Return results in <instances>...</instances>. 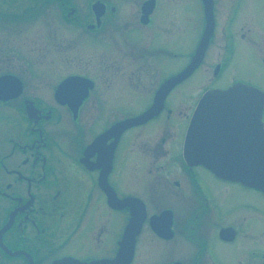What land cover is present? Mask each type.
Here are the masks:
<instances>
[{"label": "flooded vegetation", "instance_id": "flooded-vegetation-1", "mask_svg": "<svg viewBox=\"0 0 264 264\" xmlns=\"http://www.w3.org/2000/svg\"><path fill=\"white\" fill-rule=\"evenodd\" d=\"M185 2L0 0V264H264V192L184 155L206 91L241 82L264 93L225 76L236 43L264 40V27L234 29L246 25V0H196L198 39L187 52H172L168 33L170 26L184 32L177 16ZM206 12L213 33L201 62L186 72ZM217 33L223 53L208 68ZM130 94L145 97L144 107L106 116V97L135 102ZM162 117L177 124L120 153L127 137L138 140ZM126 168L132 190L120 187ZM229 187L237 196L226 209L216 191Z\"/></svg>", "mask_w": 264, "mask_h": 264}, {"label": "water", "instance_id": "water-1", "mask_svg": "<svg viewBox=\"0 0 264 264\" xmlns=\"http://www.w3.org/2000/svg\"><path fill=\"white\" fill-rule=\"evenodd\" d=\"M206 17L210 19L208 12ZM211 33L212 24L208 20L186 72L194 69L201 61ZM173 83L171 81L169 85ZM263 98L259 90L240 83L228 90L206 93L194 112L186 135L187 162L204 164L223 178L264 191V130L261 126ZM157 111L158 107H151L136 120L137 123Z\"/></svg>", "mask_w": 264, "mask_h": 264}, {"label": "rangeland", "instance_id": "rangeland-1", "mask_svg": "<svg viewBox=\"0 0 264 264\" xmlns=\"http://www.w3.org/2000/svg\"><path fill=\"white\" fill-rule=\"evenodd\" d=\"M185 11L178 13V23L179 27H182L185 25L184 32L181 33V28L176 32L172 29L170 26V32L168 33L170 43L169 47L172 50V52L176 51L179 52V50H184L185 52L188 51V49L191 47L194 40L196 41L198 39V30H200L199 26V18H200V12H193L194 9L197 6L196 0H185ZM228 4V2H227ZM227 5L224 8V12L226 10ZM244 18L245 20L242 21L243 24L246 25H240L236 26L234 29H236L240 33H245L246 30H251V32H254V28H252L253 25L256 26V28L261 29L264 27V0H246L245 6H244ZM221 13V12H220ZM185 17H187L185 19ZM189 18L196 19V22L193 20L189 22ZM240 21V20H239ZM186 23V24H185ZM239 22H237L238 24ZM197 25V28H196ZM195 26V28H193ZM198 29V30H197ZM41 30L43 32V37H46V33L49 30L48 25H41ZM249 34V37H253V34ZM219 34L217 33L216 39L213 40L209 52H208V63L205 65L208 66V68L211 66V64H214L215 61L219 59L222 52V44L221 40L219 41ZM0 37H1V31H0ZM221 37V36H220ZM237 50L235 54V60L233 65L229 68L226 76V79L229 77H240L247 80H250L253 84H256L259 87L264 88V64L260 59H264V40H260L255 44L251 45H243L240 42L236 43ZM254 50V51H253ZM260 58V59H259ZM45 61L40 60V62L37 60V67L43 68L45 66ZM175 64H178V61H176ZM174 67V64L170 63L169 66H164L162 71H171ZM204 68V67H203ZM207 74V71L205 72ZM210 72L207 74L208 78L210 77ZM198 76V77H197ZM196 82L202 81V74L199 72L194 78H196ZM207 79H204V82L201 83L203 85L206 82ZM189 81L187 84L191 83ZM196 84V83H195ZM178 91H182L181 88H178ZM195 89V88H194ZM189 93L191 91H188ZM186 93V91L184 92ZM130 96L134 99L135 102L132 103H125L123 100H118L120 98H114L116 100L108 101L110 97H106V116L107 114L109 116L116 115V114H126L129 112L139 111L142 107H144L146 103L145 97L136 96L134 94H130ZM179 95L174 94L171 96L170 99V107H175L177 105V102L179 100ZM108 110V111H107ZM177 124L174 121H167L165 120V117L160 118L155 123L151 124L146 128V130L143 131L142 136L136 140L134 138V134L127 137L126 141H124L123 146L124 148H121L120 153H129V148L132 145V142L135 141L138 146L146 141L149 136L153 135L156 129H160L161 132H163L164 129H166L167 125L171 129ZM98 127V123H94L91 125V129H94ZM88 132H90V129L88 128ZM132 163L131 161V155H128L125 165H130ZM121 167V164H120ZM124 167L122 166V169ZM121 188L124 190H132L133 185L130 182L129 179V173L128 168H126L122 172V178H121ZM146 184L143 182V185ZM140 185L141 182H140ZM237 190L236 188L229 187L228 194H220L218 191H216V194L219 196L220 200L224 203V206L226 209H231L235 203H236V196H237Z\"/></svg>", "mask_w": 264, "mask_h": 264}]
</instances>
